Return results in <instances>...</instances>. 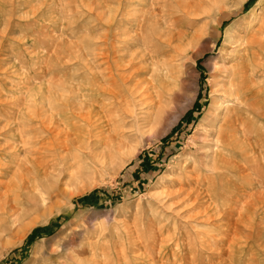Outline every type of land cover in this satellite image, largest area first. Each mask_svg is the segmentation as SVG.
Wrapping results in <instances>:
<instances>
[{"label":"rangeland","instance_id":"1","mask_svg":"<svg viewBox=\"0 0 264 264\" xmlns=\"http://www.w3.org/2000/svg\"><path fill=\"white\" fill-rule=\"evenodd\" d=\"M141 24L148 81L50 149L100 105L108 31L148 55ZM15 136L43 141L0 198V264H264V0H0V148Z\"/></svg>","mask_w":264,"mask_h":264},{"label":"bare ground","instance_id":"2","mask_svg":"<svg viewBox=\"0 0 264 264\" xmlns=\"http://www.w3.org/2000/svg\"><path fill=\"white\" fill-rule=\"evenodd\" d=\"M109 26H111V25H109ZM149 26H150V24L149 25L148 24L147 25L141 24L140 26H138V28H140L142 30L141 35L143 36V38L146 39V41L144 39H142V40H143L144 50H145V52L148 53V55L142 54V51L130 52V50H129V52L126 55L122 54L121 57H118L117 55L115 56V53L121 52L120 50H122V49L116 50L119 46L116 44V41L113 38H111V36H112V33H110L111 31H108L106 33V35H105L106 38L104 39V43L106 44V50L107 51L104 53V55H105L104 57H106V60L109 64L108 65L109 70H107L108 73L104 78L106 82L103 84L98 83L99 79L97 77L93 76V80L90 84V88H91L90 90H92V93L90 92V94L92 96H90V97L94 98L95 102L100 103V105H98L96 103L91 104L88 106L87 111H83V110L79 109V112H80V115L78 116L79 121H77L74 124L75 126L73 124H71V126L69 125L68 126L69 129H66V131L61 130L60 127L57 128V126L55 127V129H53L52 127L54 125L51 127L52 129H48L47 131H51V134L53 135V137L55 139V141H54L55 143L54 142L50 143V149L56 148V150H58V148H60L61 146L62 147L66 146L69 148V146L72 145V143H74V142L83 143L86 138L88 139V138H90V136L92 137L93 136L92 134H95V136L100 134L102 127H103L101 119L102 118H104V119L109 118L114 113H116L117 111L119 112V110L121 108H123L125 103H127V100L129 99V97L135 96L137 94V92L139 91L141 85L148 81L147 74L149 72V68H147L146 64H147V61L152 60V52L151 51L148 52L150 43L148 42L147 37L145 36V32L149 28ZM136 41H137V37L133 41H132V39L127 40L126 42H124V45L122 48L123 49L129 48V45L132 46L134 44L133 42L136 43ZM247 43H248L246 45L247 49L254 46V44H256V47L257 46H261V47L263 46L262 41L259 39L258 40L255 39L254 41H250V42L247 41ZM246 58L248 59L249 56H242V58L239 59L240 61L238 63L236 62L237 64H234L235 66H232L233 68L228 71V75L230 77V78L229 77L228 78H229L230 82L234 83V80L237 79L236 77L239 76L238 86L234 87L232 85L234 89L236 88V93L239 90L244 91V90L249 89V86L245 82V78H246L245 74L247 72L246 71L247 63L245 61ZM148 76L150 77V75H148ZM251 80H252V78H251ZM251 80H249V81H251ZM236 96L237 95H235V97ZM99 109H100V111H99ZM101 111L102 112L105 111L104 112L105 114L102 113ZM120 112H121V110H120ZM176 117H177V115L174 118H176ZM82 120H84L85 123H83ZM48 126L49 125H47V127ZM25 128H26V126H25ZM80 129H82L83 131H80ZM73 133L75 136H72ZM221 133L222 132H220L219 139H222ZM72 138L73 139L75 138V139L72 140ZM5 141L8 145L7 148H9L10 145L14 146V144H16V142H19L21 140L15 136V137H10V139L7 138ZM42 141H43V139L41 141H39V140H35L32 137H30L28 139H24L23 141H21L25 146H28V147H26L27 149H26L25 157L20 158V159H18L19 157H17V152H15V151L10 152V151H7V148L6 149L0 148V157H2V156H5V158L7 157L6 163H3L2 161H0V198L2 196H4L6 193H8L7 191L13 190L15 188V186L18 185V181H20V179L22 177H24L23 172H21V171L26 169L25 168L26 164H28V163L30 164L32 162L31 156H35V153L38 151L41 152V149H39V148H36V149H31V148L35 143H41ZM49 141L50 140L47 139L46 142H49ZM217 155H218L217 156V158H218L220 154L217 153ZM0 160H1V158H0ZM35 160L37 161V159H35ZM43 164H46V162ZM6 165H9L8 168L10 169V170H8V174L6 173V168H7ZM31 167H32V165H31ZM29 171H27V172H29ZM27 172H26V175H27ZM7 177H9V180L6 182L3 181V179L7 178ZM4 187H5V190L3 189Z\"/></svg>","mask_w":264,"mask_h":264}]
</instances>
